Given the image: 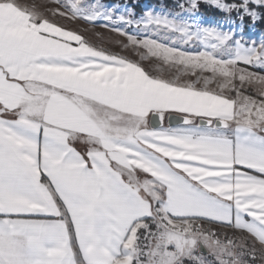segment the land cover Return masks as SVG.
Masks as SVG:
<instances>
[{"label":"snow or ice","instance_id":"1","mask_svg":"<svg viewBox=\"0 0 264 264\" xmlns=\"http://www.w3.org/2000/svg\"><path fill=\"white\" fill-rule=\"evenodd\" d=\"M204 2L264 21V0ZM200 4L0 0V264H264V39Z\"/></svg>","mask_w":264,"mask_h":264},{"label":"rangeland","instance_id":"2","mask_svg":"<svg viewBox=\"0 0 264 264\" xmlns=\"http://www.w3.org/2000/svg\"><path fill=\"white\" fill-rule=\"evenodd\" d=\"M204 2V0H201ZM19 3L24 4V5H32L34 3H42L43 0H18ZM104 2V1H103ZM105 3V2H104ZM105 4L108 5H120L121 9H123L125 6V4H119L118 2H106ZM210 4V3H209ZM151 9L156 13H162V14H169V13H177L179 12L178 10H170V9H164L162 7H157V6H147L145 11ZM137 17L141 16L144 11H135ZM200 18H201V22L206 24V25H220L223 29H228V28H232V27H241L243 29V34L246 38H251L252 40H256L259 41L261 39H264V32L258 31V29L256 28V24H253L252 21L248 24H246L245 20L243 22V24H240L239 20H236V24H231V23H223L226 18H221L219 17L218 19H214L212 17H208V16H203L202 14H200ZM61 23H66V26L70 29H74L77 30L78 32H80L84 38L92 45H95L97 47H103L106 49H109L115 53H119L121 55H125L128 56L130 59L136 60L138 62H140L143 67L145 68V70L147 71H152V72H156L159 71L160 69V65L158 64V62H155L151 59H147V60H141L140 57V53L134 52L131 48L129 49H123L117 45H115L113 43L114 40L117 39H123L122 37H118L115 34L111 33L110 31L106 30L103 27H91L90 25L81 23V22H73V21H60ZM126 42V41H125ZM183 79H190V80H194V77H187V78H183Z\"/></svg>","mask_w":264,"mask_h":264},{"label":"trees","instance_id":"3","mask_svg":"<svg viewBox=\"0 0 264 264\" xmlns=\"http://www.w3.org/2000/svg\"><path fill=\"white\" fill-rule=\"evenodd\" d=\"M106 2H118L119 4H125L126 7L133 8L134 11H145L147 6H157L170 10H178L176 7L178 0H103ZM231 2V0H229ZM199 13L203 16L212 17L214 19L226 18V14L220 12L219 10L213 8L211 4L201 1ZM232 19H235V14H233ZM246 24L250 23V19H245ZM256 28L258 31L264 32V21L257 22Z\"/></svg>","mask_w":264,"mask_h":264},{"label":"crops","instance_id":"4","mask_svg":"<svg viewBox=\"0 0 264 264\" xmlns=\"http://www.w3.org/2000/svg\"><path fill=\"white\" fill-rule=\"evenodd\" d=\"M82 148L84 147V146H81Z\"/></svg>","mask_w":264,"mask_h":264}]
</instances>
